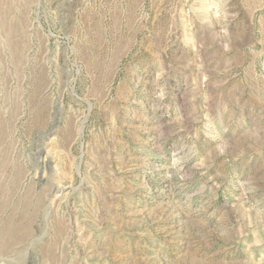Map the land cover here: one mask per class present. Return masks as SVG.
<instances>
[{"label":"rangeland","instance_id":"374dc122","mask_svg":"<svg viewBox=\"0 0 264 264\" xmlns=\"http://www.w3.org/2000/svg\"><path fill=\"white\" fill-rule=\"evenodd\" d=\"M0 264H264V0H0Z\"/></svg>","mask_w":264,"mask_h":264}]
</instances>
